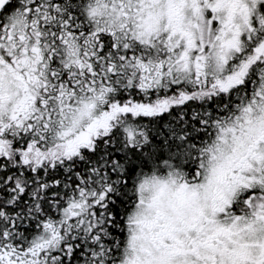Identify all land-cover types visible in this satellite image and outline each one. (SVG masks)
<instances>
[{
	"label": "snow or ice",
	"instance_id": "obj_1",
	"mask_svg": "<svg viewBox=\"0 0 264 264\" xmlns=\"http://www.w3.org/2000/svg\"><path fill=\"white\" fill-rule=\"evenodd\" d=\"M0 264H264V0H0Z\"/></svg>",
	"mask_w": 264,
	"mask_h": 264
}]
</instances>
